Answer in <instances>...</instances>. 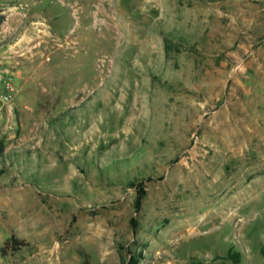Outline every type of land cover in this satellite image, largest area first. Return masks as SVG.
<instances>
[{
    "label": "rangeland",
    "instance_id": "374dc122",
    "mask_svg": "<svg viewBox=\"0 0 264 264\" xmlns=\"http://www.w3.org/2000/svg\"><path fill=\"white\" fill-rule=\"evenodd\" d=\"M0 11V264H264V0Z\"/></svg>",
    "mask_w": 264,
    "mask_h": 264
},
{
    "label": "built area",
    "instance_id": "2783aa9c",
    "mask_svg": "<svg viewBox=\"0 0 264 264\" xmlns=\"http://www.w3.org/2000/svg\"><path fill=\"white\" fill-rule=\"evenodd\" d=\"M15 98L14 73L8 67H0V115L4 109L14 110Z\"/></svg>",
    "mask_w": 264,
    "mask_h": 264
},
{
    "label": "trees",
    "instance_id": "16d2710c",
    "mask_svg": "<svg viewBox=\"0 0 264 264\" xmlns=\"http://www.w3.org/2000/svg\"><path fill=\"white\" fill-rule=\"evenodd\" d=\"M5 19H6L5 15L1 14V11H0V27L5 22ZM145 197H146V191L144 188V184H141V185H139L138 194H137V197L135 200V212L136 213H139L142 210V206H143ZM135 222H136V220L132 219L133 225H135ZM13 240L14 239H9L7 241V244L11 243ZM138 263H139V256H138V258L135 256L134 257L132 256V257H130L129 260H127V259L122 260V264H138Z\"/></svg>",
    "mask_w": 264,
    "mask_h": 264
}]
</instances>
